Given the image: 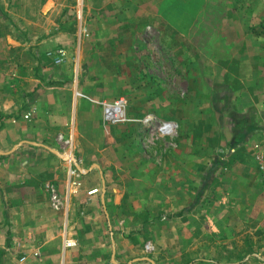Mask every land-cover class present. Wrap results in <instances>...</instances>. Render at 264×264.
<instances>
[{
	"label": "crops",
	"instance_id": "0c3cea01",
	"mask_svg": "<svg viewBox=\"0 0 264 264\" xmlns=\"http://www.w3.org/2000/svg\"><path fill=\"white\" fill-rule=\"evenodd\" d=\"M24 2L0 0V264H233L215 255L238 252L246 253L240 264H264V99L234 96L251 130L225 179L139 197L138 184L109 180L112 139L97 103L111 94L106 83L97 74L92 89L76 69L59 75L47 52L69 46L65 24L44 35L32 22L58 0L41 2L44 10ZM105 3L72 5L81 13Z\"/></svg>",
	"mask_w": 264,
	"mask_h": 264
},
{
	"label": "rangeland",
	"instance_id": "374dc122",
	"mask_svg": "<svg viewBox=\"0 0 264 264\" xmlns=\"http://www.w3.org/2000/svg\"><path fill=\"white\" fill-rule=\"evenodd\" d=\"M43 1L24 4L44 10ZM58 2L32 21L44 35L65 24L69 46L58 48L64 55L56 66L47 59L51 68L59 75L83 71L92 89L98 74L111 93L98 101L126 100L125 120L102 123L112 139L109 180L136 183L139 197H150L154 189L174 194L180 186L198 182L200 189L214 177L225 179L229 156L243 139L231 144L251 130V114L234 112V96L264 99V0H107L81 13L76 0ZM68 55L76 67L65 64ZM125 192L133 205L132 191ZM245 257L215 255L233 264Z\"/></svg>",
	"mask_w": 264,
	"mask_h": 264
},
{
	"label": "built area",
	"instance_id": "2783aa9c",
	"mask_svg": "<svg viewBox=\"0 0 264 264\" xmlns=\"http://www.w3.org/2000/svg\"><path fill=\"white\" fill-rule=\"evenodd\" d=\"M47 55L54 59V63H59L64 55V52L61 49L56 51H48ZM82 97L87 98V96L80 94ZM97 103L102 107L103 111V120L108 123H113L119 120H125L124 118V110L126 105V100L124 97H117L112 101H97ZM167 131L173 130V124L171 122H165L162 126ZM63 140L62 143L68 144V140L60 138ZM257 161L259 163L260 173L264 178V156L257 157Z\"/></svg>",
	"mask_w": 264,
	"mask_h": 264
},
{
	"label": "trees",
	"instance_id": "16d2710c",
	"mask_svg": "<svg viewBox=\"0 0 264 264\" xmlns=\"http://www.w3.org/2000/svg\"><path fill=\"white\" fill-rule=\"evenodd\" d=\"M243 136H244V134H242L241 136H239V137L237 138V140H235V142L231 144V146H232V147L235 146V143H236V142L238 143L239 141H241V140L243 139Z\"/></svg>",
	"mask_w": 264,
	"mask_h": 264
},
{
	"label": "water",
	"instance_id": "95a60500",
	"mask_svg": "<svg viewBox=\"0 0 264 264\" xmlns=\"http://www.w3.org/2000/svg\"><path fill=\"white\" fill-rule=\"evenodd\" d=\"M58 153V152H57Z\"/></svg>",
	"mask_w": 264,
	"mask_h": 264
}]
</instances>
